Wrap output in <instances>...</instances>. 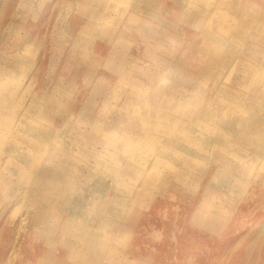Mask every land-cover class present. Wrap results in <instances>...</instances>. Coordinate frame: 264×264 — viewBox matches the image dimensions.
Listing matches in <instances>:
<instances>
[{
    "label": "rangeland",
    "instance_id": "374dc122",
    "mask_svg": "<svg viewBox=\"0 0 264 264\" xmlns=\"http://www.w3.org/2000/svg\"><path fill=\"white\" fill-rule=\"evenodd\" d=\"M17 5L18 0H0V103L14 121L5 124L0 117V264H264L261 239L250 251L247 235L226 242L228 236L218 234L211 247L214 221L197 222L200 210L190 202L206 184L227 182L230 174L202 166L200 145L208 135L199 129L211 118H189L188 108L204 97L228 104L217 95L228 84L227 74L219 73L225 67L231 78L240 75L241 32L209 33L217 8L201 13L204 7L193 0H39L30 15L26 3L18 10ZM257 5L246 0L245 7ZM168 10L181 15L172 12L164 22ZM128 21L150 23L160 39L153 43L140 25L121 56H113L120 24ZM9 23L10 39L2 36ZM15 57L23 58L18 72L9 67ZM198 77L179 100L176 85ZM239 96L232 102L237 109ZM87 100L94 103L81 109ZM23 113L37 123L35 129H16ZM163 113L177 115L176 129L158 117ZM162 123L166 129H154ZM143 126L153 130L140 135ZM174 152L181 155L174 158ZM236 159L244 162L248 178L253 166L247 158ZM152 161L144 174L111 172ZM252 181L251 187L257 185L246 196L236 233L264 220V186L258 177ZM117 183L131 192L116 205L125 228L113 241L98 223Z\"/></svg>",
    "mask_w": 264,
    "mask_h": 264
},
{
    "label": "bare ground",
    "instance_id": "6f19581e",
    "mask_svg": "<svg viewBox=\"0 0 264 264\" xmlns=\"http://www.w3.org/2000/svg\"><path fill=\"white\" fill-rule=\"evenodd\" d=\"M193 1H198L200 6L204 7V9L201 7L198 8L201 13L210 6H216V16L211 21V24H208L209 27H215L214 29L212 28L213 31L208 30L209 33L213 32L214 34H220V28H226L230 31L238 30L241 32L243 43L241 55L242 70L240 75L231 78L232 70H228L227 72L225 67H223L219 73L221 76L227 74L226 81L228 84L220 86L217 89V95H224L226 100H228V104H214L215 102L213 100H208L204 97L203 99L198 98L194 100L196 102H192L188 108L189 118L198 119L200 117L203 118L206 115L211 118V122L203 124L199 129L201 135H208L207 139L205 141L202 140L200 145L202 152L204 151L201 158L203 159L201 160L202 166L208 171L211 170V172L220 169H227L230 171L227 182L221 184V180H218L219 178H217L216 180L218 184H214V182L206 184L201 188V194L196 195L194 201L190 200V202L196 204L200 210L198 214L202 216V219H198L197 222L203 221L204 219H211L214 221L210 228L213 231L209 233L211 237L209 244L211 247L216 245V236L218 234L227 235L226 242L230 241L234 235H237L240 239L247 235L251 251L253 245L257 244V240L261 239L264 241V220L252 224L246 230L242 229L245 233L236 232L239 230L238 224L243 214L242 210L245 208L247 200L246 196L250 190L253 192L257 185L256 184L255 187L252 186V188L251 185L254 182L252 180L258 177V185L264 186V0H258L257 7L251 6L250 8L245 7L246 0H220L218 2L216 0ZM37 2L39 4V0H18L16 10L20 8L21 3H26V15H30L33 13L34 5L37 4ZM99 10H102L103 12V9ZM172 12L175 14L179 11H166L165 14L167 16L163 18L164 22L169 20V14ZM137 14L139 13L137 12ZM179 15H181V12H179L177 16ZM14 16L15 13H13L12 17ZM202 16V21L204 18V21L208 19L207 13ZM91 17L92 15H89L86 18L90 21ZM126 20L127 19H125V21ZM168 22H170V20ZM149 24L150 23L147 24L144 21H139L137 24L128 21L124 24L125 26H122L123 23L120 24L121 28L119 32L121 33V39L116 42L119 45V49L116 48V51L113 50V56H121V53L130 45V40L135 38L140 25H143L142 28L147 29L148 33L150 32L149 36L153 39V43H157L160 37L159 35H156V33H152ZM7 27L8 32L3 33L2 36L10 39V23ZM223 35L225 38L223 42L229 43L228 32H223ZM22 66H24L22 57H15L14 60L10 61L9 65L12 69L15 68L14 70L17 72ZM195 82L199 83V77L190 82L181 80L180 84L176 85L177 98L179 100L185 98L187 90L192 87ZM238 95H240L239 97L241 101V107H239V109H237V106L232 103ZM93 103L94 101L87 100L83 103L80 102L79 106L81 109L86 110L90 108ZM5 107V104L0 103V117L3 120L5 116V120H3L5 121V124L13 123V120L3 114V108ZM53 109L60 113L66 112L64 108L61 109L54 107ZM226 112L229 114L228 116L225 115ZM176 116L177 115L173 113H163L158 117L165 118L167 124L168 122L170 123L169 130L173 131L177 126ZM162 120L164 121V119ZM24 124H28L32 129H35L37 123L33 121L28 114L23 113L19 115L16 121V129L19 128L18 126ZM158 128L166 129L167 125L162 123L154 129ZM4 129L5 135L9 129H7V126ZM143 129H146L145 126L141 127L140 132L138 131L140 135L144 134L143 136H146L147 133H150L151 130H153L152 127L149 128V131ZM185 129L184 133L188 135V133L191 132V129L187 126ZM172 131L169 132L170 135L173 134ZM13 136L18 138L17 135ZM10 137L12 138V135ZM19 139L22 140L23 137H19ZM34 140H36V138H34ZM23 142L24 147L28 146L26 140ZM1 143L2 140L0 138V144ZM156 143L160 146L162 145L159 141ZM163 145L167 147L168 143H163ZM32 146L36 147L35 145ZM188 147H190V145ZM179 155H181L179 152L173 153L174 158ZM126 156L134 163H141L140 157L135 155V153H127ZM237 157L247 158L249 166H253L254 169L251 170V173H248V178L243 175L244 171H242V169H244V162H241L240 159H236ZM2 160V157H0V161ZM154 164L153 161L150 162V164L143 163L139 168L125 165L120 168L118 172H113L112 169L111 172L114 177H118L129 170L138 171L139 169H143L141 172L144 174V172H146L144 171V168L150 165L151 170ZM102 166H104V162ZM105 166H107V164ZM254 166H256L257 169ZM108 168L110 169L109 166ZM121 170L122 172H120ZM217 175L219 174H216L215 176ZM243 176L246 178V181L236 183L237 181H240ZM6 178L12 180L9 176H6ZM130 180L131 179L128 177L126 182H129ZM133 188L135 189V186H133ZM130 192L131 190L127 186H121L118 183L115 184L114 189L110 192L107 206H105V209L100 212L103 215H101L102 220L98 223V226L99 228L102 227L103 230L108 233L109 238L113 241L120 237L125 228L124 221L122 217L119 216L120 212L116 205L121 199H124L122 197L124 194L127 195ZM185 224L186 220L184 219L183 226H185ZM222 228H225V230L221 232ZM236 246H238V244ZM236 246H234V248ZM225 249L226 248L223 247L222 250ZM112 250L117 251V248L113 247Z\"/></svg>",
    "mask_w": 264,
    "mask_h": 264
}]
</instances>
